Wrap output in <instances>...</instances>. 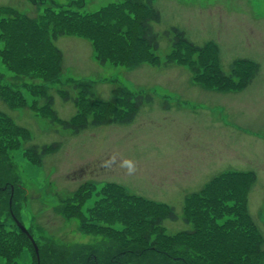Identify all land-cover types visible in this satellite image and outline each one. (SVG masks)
Returning a JSON list of instances; mask_svg holds the SVG:
<instances>
[{
    "label": "rangeland",
    "instance_id": "obj_1",
    "mask_svg": "<svg viewBox=\"0 0 264 264\" xmlns=\"http://www.w3.org/2000/svg\"><path fill=\"white\" fill-rule=\"evenodd\" d=\"M55 1L57 10L72 8L67 10L75 12L70 21L46 11L54 10L52 0H0V18L6 20L8 13L2 12L11 6L33 18L41 15L49 30L63 31L50 38L60 52L55 80L41 72L39 62L30 60L31 48L17 53L11 45L4 51L6 66L1 49L13 36L4 32L5 25L0 31V86L20 93L17 98L3 92L0 110L13 124L24 126L27 136L24 143L15 144L0 138V173L10 170L14 187L17 183L23 187L17 196L19 217L30 234L42 242L54 241L57 248L90 241L91 234L79 230L68 216L77 212V205L87 215L86 208L100 198L102 185L110 182L173 206L178 218L165 219L163 226L166 232L182 230L190 227L182 217L186 196L218 172L242 170L256 176L248 211L263 235L264 249V0H152L161 12V21L153 24L159 39L157 58L141 46L140 27L130 23L131 14L146 10L132 0ZM87 13H95L99 22L117 21L103 26L118 39L102 31L97 35L93 26L79 23ZM131 26L137 28L135 36L129 35ZM168 26L183 30L201 50L180 42L173 52L170 37L164 34ZM40 44L44 55L52 52ZM125 44L140 46L143 54ZM203 45L211 50L205 52ZM123 54L126 65L133 57L139 61L125 67L120 60ZM237 58L259 64L251 83L236 92L215 89L218 82H227L231 61ZM215 70L223 76L217 77ZM17 73L23 80L16 78ZM125 89L150 95L131 122L88 124L76 132L65 126L71 119L120 115L125 108L122 113L128 112L131 104ZM53 142L59 144L57 150L43 154L38 164L36 159L29 162L32 156L26 154V146L35 145L39 152L41 145ZM6 194L0 191V218L8 228L18 230L5 214L8 209L1 195ZM27 242L31 252H21L18 264H36L33 246ZM0 264H6L1 256Z\"/></svg>",
    "mask_w": 264,
    "mask_h": 264
},
{
    "label": "trees",
    "instance_id": "obj_2",
    "mask_svg": "<svg viewBox=\"0 0 264 264\" xmlns=\"http://www.w3.org/2000/svg\"><path fill=\"white\" fill-rule=\"evenodd\" d=\"M52 2L54 10L51 7L46 8L52 17L60 14L61 20L70 21L75 15V12L67 11L72 10L69 6L64 7V10H57L56 8L60 6L53 0ZM148 10L149 17L140 21L142 31L140 44L145 49H157V34L151 22H158L160 15L150 4ZM6 13H8L6 20L0 18V31L3 33L2 26L5 25L4 32H10L13 41L1 49L2 61L6 66L9 65L5 52L10 50L11 45L13 52L17 53L31 48L33 55L30 60L39 62L41 72L46 77L53 80L58 78L60 52L53 48L50 38L54 39L63 31L61 29L49 30L46 19L41 18V15L33 18L16 10H9ZM81 17L79 23L93 26V32L97 35L98 31H102L106 33V36L109 33L118 39L117 34L106 30L105 25L103 26L106 24L110 27L117 21L112 19L96 21L95 13H87ZM83 29L80 30L81 33H85ZM127 29H132L129 35H136L137 32L133 27ZM118 31L120 32L119 29ZM172 31L174 32L171 41L173 52L177 50L180 42H186L194 50H201V47L193 46V43L183 36L182 31L175 28ZM164 34L168 35V32L165 31ZM38 41L52 52L47 51L48 55L46 53L44 55V50ZM125 45L137 51L138 54H143L144 50L140 46ZM104 49L110 54L107 47ZM204 49L205 52L211 50V48L206 49L205 46ZM120 60L126 64L124 54ZM131 61L127 64L137 63L139 59L133 57ZM231 69L232 74L226 78L227 82H218L217 88L239 89L243 87L257 69V64L237 60L232 63ZM212 72L217 77L223 76L217 70ZM17 76L23 80V75L20 76L17 73ZM195 77L198 79L197 73ZM1 78L2 75H0ZM40 87L42 90L45 89L44 84ZM7 88V86H0V97L3 92H11L15 97H20L19 92L7 91ZM128 98L131 99L130 96ZM47 99L50 100L51 96L48 95ZM144 100H150V97L142 94L136 95L132 110L124 118L118 119L112 115L92 118L90 121L80 118L74 122L71 119L65 125L70 126L73 131H79L89 123L92 125L110 124L117 119L125 123L130 122L136 109ZM26 137V130L23 127L13 124L9 117L0 114L2 141L7 140L15 144L24 141ZM57 145V143H52L50 146H42L39 152L36 150L37 146L32 145L30 150L37 158H40L47 149H54ZM0 161H2L1 158ZM11 175L10 170L0 173V191L7 192L5 197L1 195V200L8 209L5 214L9 217H11V211L18 216L17 196L20 192L19 183L17 187H14ZM254 180L255 174L252 171L226 170L216 174L203 188L185 199L183 220L190 224V227L175 232H166L163 227L165 219L176 220L178 218L173 206L128 193L116 184H106L100 189V198H97L92 206L86 208L87 215L77 205L75 207L77 212H72L68 216V218L76 219L79 230L91 234L92 239L88 242L69 245L70 248L65 246L57 248L54 241L46 243L35 239L38 245V258L34 255L36 264H264V250L261 249L262 237L249 214L247 205V194ZM75 199L79 201L81 197ZM7 226L8 223L0 218V256L4 258L6 264H18L16 257L21 252L24 250L31 252L30 248H26L24 244L28 238L16 228ZM32 250L35 254L34 248Z\"/></svg>",
    "mask_w": 264,
    "mask_h": 264
},
{
    "label": "water",
    "instance_id": "obj_3",
    "mask_svg": "<svg viewBox=\"0 0 264 264\" xmlns=\"http://www.w3.org/2000/svg\"><path fill=\"white\" fill-rule=\"evenodd\" d=\"M18 226L22 229V231H24L28 235L29 238H31V236L29 235V233L27 232V230L24 228L23 225L18 223ZM33 244H34V247H35V251L37 252V247H36L35 243H33Z\"/></svg>",
    "mask_w": 264,
    "mask_h": 264
}]
</instances>
